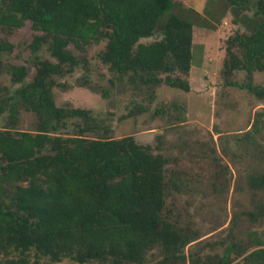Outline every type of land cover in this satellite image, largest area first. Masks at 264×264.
I'll return each instance as SVG.
<instances>
[{
	"label": "trees",
	"instance_id": "1",
	"mask_svg": "<svg viewBox=\"0 0 264 264\" xmlns=\"http://www.w3.org/2000/svg\"><path fill=\"white\" fill-rule=\"evenodd\" d=\"M223 1L234 23L248 27L227 40L224 83L264 100V85L254 81L256 73H264V0ZM181 4L0 0V29L13 31L30 22L37 32L30 44L32 80L26 82L27 66L11 65V82L20 86L6 88L0 97V118H5L0 127V264H30L32 252L52 263L146 264L154 251L161 256L157 264H264V233L252 230L246 243L231 232L230 242L221 243L222 253L218 243H209L213 254H187L186 247L201 232L169 215V191L180 192L183 182L170 169L171 159L134 136L112 137L111 128L92 110L58 106L55 100L56 87L69 89L59 79L85 64L75 51L86 53L102 42L106 45L98 57L112 74L110 88L93 85L89 72L79 79V87L108 98L111 88L126 80L150 103L163 84L190 92L194 23L173 12ZM251 18L254 27L247 26ZM150 38L156 39L143 41ZM14 49L9 40H0V57ZM42 49L51 59L43 58ZM241 71L245 78L238 81ZM22 111L36 115L35 132L17 129ZM147 111L143 103L133 102L123 118ZM163 113L162 106L155 111L160 117ZM71 126L74 133L63 134ZM263 133L264 110L256 113L245 136L256 144ZM157 140L161 151L163 137ZM247 182L262 198L246 214L253 225L262 224L264 172L248 175Z\"/></svg>",
	"mask_w": 264,
	"mask_h": 264
},
{
	"label": "rangeland",
	"instance_id": "2",
	"mask_svg": "<svg viewBox=\"0 0 264 264\" xmlns=\"http://www.w3.org/2000/svg\"><path fill=\"white\" fill-rule=\"evenodd\" d=\"M178 1L182 4L176 6L173 12L194 23V60L188 77L190 92L163 84L156 88L155 100L150 103L144 101L146 97L133 90L126 80L111 88L108 98L79 87V79L89 72L93 85L110 88L112 74L98 57L106 45L102 42L90 46L86 53L74 50L76 55L85 58V64L80 65L72 75L59 79L69 89L56 87L55 100L58 106L92 110L102 125L111 128L112 137L134 136L138 143L151 145L155 153L161 152L169 157L170 169L174 175L179 174L183 178V182H179L180 192L169 191V215L174 219L180 218L183 224L188 223L201 232V238L188 245L185 252L188 254L197 250L201 255L213 254L214 250L208 244L218 243L216 249L222 253L224 245L221 243L230 242L231 232L243 243H246L248 231L264 233V222L253 225L246 214L262 198L261 194L251 191L247 176L264 172V133L257 136L256 144L245 136L252 130L256 113L264 110V100L224 83L221 71L227 40L237 31L248 29L243 24L234 23L230 6L223 0ZM248 15L251 17L252 13ZM254 23L255 19L251 18L247 26L254 27ZM36 33L30 22L13 31L0 29V40H9L15 46L12 53L0 57V97L5 96L6 88L20 86L11 82V65L27 66L29 76L26 82L32 80L35 67L30 44ZM40 53L43 58L51 59L45 49ZM235 78L242 81L245 72H238ZM254 81L264 85V73H256ZM133 102L143 103L148 111L123 118ZM160 106L164 110L162 117L155 114ZM4 123L5 118L1 117L0 127ZM36 125L35 114L21 112L18 130L35 132ZM74 131L71 126L63 134L70 135ZM159 135L164 141L161 151L158 150ZM160 260L159 252L154 251L147 255L146 264H157ZM240 260L238 258L236 262ZM36 262L79 264L71 260L52 263L32 252L30 264Z\"/></svg>",
	"mask_w": 264,
	"mask_h": 264
}]
</instances>
